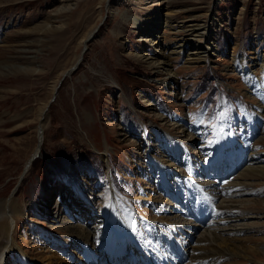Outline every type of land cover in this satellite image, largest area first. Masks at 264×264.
<instances>
[{
  "label": "rangeland",
  "instance_id": "1",
  "mask_svg": "<svg viewBox=\"0 0 264 264\" xmlns=\"http://www.w3.org/2000/svg\"><path fill=\"white\" fill-rule=\"evenodd\" d=\"M165 14L169 17L165 18L167 22L161 29L159 42L151 45L141 38L134 19L144 21L152 16L164 17ZM205 21L211 23L210 26L216 23L211 39L212 46H216L215 52L207 55L205 60L188 62L189 50L197 47L194 46L196 41L183 44L181 47H187L180 54L174 52L171 46L180 45L186 39L189 41L198 32L185 29L186 25L197 24L195 26L199 27ZM44 22H50L56 28L42 32L39 27ZM92 30L93 33L88 36ZM201 42L208 45L204 37ZM168 49L173 52L166 55ZM141 53L158 60L167 59L171 71L163 69L161 64L154 65L142 59ZM262 53L264 0H0V200L20 199L26 209L24 216H20L15 224L11 222L15 240L21 245L20 247L16 243V246L29 255L25 261L29 264L32 259L44 263L72 264L58 251L62 248L70 251L72 244H75L74 239L84 240L88 244V240L92 239V245H100L96 247L97 251L106 253V249L102 248L104 243L103 247H106V234L102 236L99 232L96 238L94 234L89 236L87 232L97 231L94 229L95 221L102 233L113 226L97 219L107 209L108 215L111 212L115 217L113 227L116 229L119 226V232L124 233L120 224L126 228V223L120 214L118 216L114 205L109 203L111 198L116 206L120 205L119 209H122V200V207L126 204L132 206V203L145 216L153 217L150 222L144 221L147 232L151 231L152 237L149 238H153L151 241L145 240L150 245L148 247L159 241L158 249L161 250L160 241H171L178 235L171 242L176 247L173 252L175 259H168V264H173L175 260H180L178 264H264V174L239 176L240 171L237 170L241 168L235 170L236 172L223 179L225 183L230 181L229 188L232 191L223 187L218 192L215 191L217 188H210V194H205L208 212L194 220L195 217L183 215L178 208L180 204L175 206L168 199L169 195H164V182H168L164 178L170 179V176H166L163 170L155 168L151 163L163 156L170 160H173V155L180 158H175L173 161H176V165L174 162L173 164L175 170L180 171L183 176L186 189L172 185L169 190L175 202L179 201L177 196H180L183 202L190 203L197 191H200L190 177L192 159H195L192 153L199 157L196 154L198 151H195L197 144L191 153L189 147L179 152L167 142L164 147L172 149L171 156H168L166 152L161 153L163 148L158 151L160 144L157 141L154 144L155 140L151 139L150 132L154 125L162 133H168L166 129L172 130L175 125L178 126L165 120L159 107L174 115L188 111L187 118L190 119L189 114L195 112L197 107L194 105L199 102L197 114L189 121L200 126L206 120L208 126L212 127L214 124L212 132L218 133L212 113L213 104H210V98L218 94L216 91L212 93L216 90V83L225 90L228 88V94L240 97L242 101L246 100L248 103H243L247 110L245 117L253 119L252 113L248 114V110L252 109L249 101H259L255 95L259 90L264 93V73L251 61L258 59ZM74 62L77 66L75 70H70L75 66ZM240 65L251 67L253 73L257 70L260 72L256 78L259 79V86L256 85L253 95L246 93L247 86L243 85L236 74ZM210 69L221 75L212 73L208 76ZM171 74L174 76L169 78ZM238 100L234 98L235 102ZM207 107L208 112L204 115ZM259 107L263 109V105L257 106ZM233 112L245 113L242 105L238 104L234 106ZM258 114L261 118L258 123L261 122V125L264 112ZM41 122L44 123V128L39 142ZM248 123L252 125L251 121ZM234 127L235 139L229 137L235 142V146L232 145L230 149L229 144L221 147V154L216 157L221 162L225 159L222 154L231 153L236 148L233 157L237 162L228 166L234 165L237 168L240 157L244 154V151L241 153L238 150H242L244 145L252 143L257 146L256 150L264 149V127L261 129L262 135L251 139L248 138L247 131H244L245 123L240 122ZM182 128L185 126L178 130L174 128L175 132H169L170 137L181 134L182 138L186 136L183 140L191 141L195 138L187 136ZM123 129L133 130V133L127 136ZM159 138L160 136L157 137ZM176 139L179 140V137ZM144 142L149 144H142ZM206 142H210L212 149L217 148L210 139ZM206 142L199 141V144L205 145ZM219 143H223L222 138ZM37 146L39 149L34 154ZM180 153H185L192 162L182 158ZM212 157L210 155L207 161ZM29 159L32 161L31 166L25 170ZM108 159H112L111 164ZM3 168L7 171L4 172ZM206 168L205 164L201 165L202 170ZM92 169L98 170V173L101 171L102 177L93 176L96 172H91ZM83 170L90 171L79 174V181L84 189L83 197L89 199L88 193L91 194L88 213L83 215L89 221H94L83 225L87 226L85 228L81 223H69L68 218L64 217L68 214V206L73 204L67 199L69 196H75L79 203L82 202L81 196L70 185L76 181L74 175ZM220 171L223 169L219 168L217 173ZM66 172L70 175L65 174ZM85 175L90 178V182ZM193 179L206 181L212 178L195 175ZM112 180L118 191L110 195L109 185ZM237 182L244 185H238ZM55 189L61 190L63 197L59 193L55 194ZM174 191L177 195L175 198ZM144 200H148L145 204L148 207L153 204L160 209L155 211L151 207H145ZM103 203L105 206L101 205ZM181 205L179 207L182 209L184 205ZM91 208H94L95 214H91ZM186 217L192 221L190 225L184 220ZM151 224L163 225L162 227L167 224L166 230L173 229L170 232L173 236H166L165 230L161 235L157 234L152 231L156 227ZM176 227L181 230L176 231ZM71 228H77L87 236L81 238L75 233L73 236ZM218 231H226L224 236L233 234L241 237L228 242L236 245L229 250L236 253L235 256L217 258L210 255L207 260H200L191 251L186 254L187 260L184 261L183 257L179 259L177 241L185 245V240L192 248L204 244L214 247L216 243L213 240L210 239L209 243L199 239L212 238L213 232ZM147 232L144 233L145 236ZM53 233L59 239H65L66 243H62L61 239L55 240L57 237H50ZM44 237L51 241L48 246L44 243ZM110 240L115 239L112 236ZM72 250L69 256L74 255V248ZM18 256V253L12 251L3 258V262L15 264ZM160 257L156 254L154 259L159 260ZM21 258L19 256L18 261ZM82 259V262H89L86 258Z\"/></svg>",
  "mask_w": 264,
  "mask_h": 264
},
{
  "label": "bare ground",
  "instance_id": "2",
  "mask_svg": "<svg viewBox=\"0 0 264 264\" xmlns=\"http://www.w3.org/2000/svg\"><path fill=\"white\" fill-rule=\"evenodd\" d=\"M167 17H169L168 16V14H165L164 15V17H161V16H152L151 18H148V19H146V20H144V21H142L141 19H138V18H136V19H134L135 20V24L139 27V32H140V35H141V38L142 39H144V40H146V41H148L151 45L152 44H155L157 41L159 42V37H161V36H159L160 35V33H161V29L163 28V26H164V23L165 22H167V19H165V18H167ZM209 23V22H208ZM207 23V21H205L203 24H201V25H199V27H197L198 25L197 24H191V25H186L187 27L185 28V29H189L190 31H192V30H194V32H197V33H195V34H193V36L192 37H190V40L189 41H187V39L185 40V41H183V43L182 44H180V45H173V46H171V47H173V50H174V52H176V53H181V51H182V49H184V48H186L187 46H185L184 48L183 47H181L183 44H186L187 42L189 43V42H192V43H194L195 41H196V43H194V46H197V47H193V50H189L190 52L188 53V58H187V60H188V62H193V61H198V60H200V59H202V60H205V57H207V55H210V54H212L213 52H215V47H213L212 46V42H211V39L213 38V30H214V27H215V22L214 23H212V25L210 26V24H208ZM194 25V26H193ZM195 25H197V26H195ZM191 26H193V27H191ZM54 28H56V27H53V25L52 24H50V22H44L42 25H41V27H39V30L40 31H42V32H45V31H48V30H50V29H54ZM34 30V28H32V31ZM93 33V30L88 34V36L90 35V34H92ZM199 36V38H197ZM205 38V40L207 39V41H208V45H204L202 42H201V38ZM187 43V44H188ZM207 43V42H206ZM214 44V43H213ZM171 47H169V48H171ZM173 50L172 49H168V51H167V54L166 55H169L170 53H172L173 52ZM186 50V49H185ZM162 52V51H161ZM164 52H166L165 50H164ZM150 53V52H149ZM163 53V52H162ZM164 54V53H163ZM258 55V54H257ZM140 57L142 58V59H146V60H148L150 63H152V64H154V65H159V64H161V66L163 67V69H168L169 71H171L170 70V68H169V65H168V62H167V59H162V60H158V59H155V58H153V57H150L148 54H146V53H141V55H140ZM242 57V56H241ZM207 59V58H206ZM240 62V61H239ZM252 62V64L254 65V66H258V69H260L261 70V72L262 73H264V53H262L260 56H259V58L258 59H256V60H252L251 61ZM75 63L76 62H74V64H73V66L75 65ZM77 65H75L74 67H72L70 70H73L75 67H76ZM241 66V65H240ZM238 72H240L242 75H244V79H245V81L248 83L249 81H250V78H252V76L251 75H253V71H252V69H251V67L250 68H246V67H244V66H241V67H239L238 68ZM170 77L169 78H171V77H173L174 75L173 74H171V75H169ZM263 76V75H262ZM263 82H264V78H263ZM251 86V85H250ZM255 90V89H254ZM257 91V90H256ZM255 93V92H254ZM259 94H263V93H261L260 91H259ZM259 108H261V107H259ZM43 128H44V123L43 122H41L40 123V125H39V134H38V139H39V142H41V139H42V134H43ZM130 132H133V130H130ZM219 143V142H218ZM219 144H221V143H219ZM39 145H40V143H39ZM37 149H39L38 148V146H37V148H36V150H35V152H34V154L37 152ZM163 149H164V151H162L161 153H167V155L169 156H171V152H172V149H168L167 147H163ZM167 151H170V152H167ZM180 152V151H179ZM264 152V151H263ZM33 154V155H34ZM183 154H185V153H183ZM182 154V158H187V160L188 161H191L190 160V158H189V156H187V155H183ZM259 154V153H258ZM260 155H261V158L259 159V160H257V161H254L255 160V156H254V154L251 152V153H249L248 155H246L245 157H244V165H242V162H243V156H244V154H243V156H241L240 157V162H239V164L237 165V168H236V166L234 167V165L232 166V167H230V166H228V164H227V167L229 168L230 167V169H232V170H237V169H240L241 168V170H240V175L239 176H243V175H247V174H252V175H256V176H258L259 174H264V153H260ZM150 156V155H149ZM33 157V156H32ZM167 157H165V156H163V158H161V159H158L157 161H152L153 163H151V165L152 166H154L155 168H159V170H163L164 172H165V174H166V176H172L176 181H178L179 182V184H178V186L179 187H182L183 189L185 188L186 189V186L185 185H183V176L181 175V173H180V171H177V169L175 170V166H174V164H173V160H175V158H177V159H180L178 156L176 157V156H172V159L173 160H170V158H167ZM181 158V159H182ZM152 159V158H151ZM221 160V159H220ZM172 161V162H171ZM192 161H193V163H191L192 165H191V167H190V171H191V174H190V177H191V179H192V181H193V183H195V185L198 187V188H200V191L198 190L197 192V194H195V197H194V199H193V201L192 202H183L182 201V199H180L179 197L180 196H177L176 194H175V191H174V194H173V196H174V198H175V196H177L178 197V200L180 201L181 200V204H183L184 206H183V208L181 209V207H179L178 206V208H179V210H182V212H183V210H184V213H185V215H188V217H195V218H193L194 220H197L198 219V217H200L204 212H208V209H209V207H208V202H207V200H206V197H205V194H208L209 192H211V191H209V190H211L210 188H212V187H214V189H216L217 187H218V185H213L212 187H210L209 185H207V182L206 181H204L203 180V182H201V181H197V180H195V179H193V177L195 176V175H197V176H199V171L200 172H202L203 170L201 169V165H200V168H199V163L195 160V159H192ZM191 161V162H192ZM211 160H209V162H210ZM31 160L29 159L27 162H26V165H25V170H27V169H29L30 168V166H31ZM208 162V161H207ZM237 162V161H236ZM175 163V165H176V161L174 162ZM9 167V166H8ZM239 167V168H238ZM236 168V169H235ZM4 172H6L7 171V169L6 168H3L2 169ZM110 171H111V168H110ZM179 175H180V178H179ZM23 176V175H22ZM248 176V175H247ZM160 180H162V178H160ZM113 181V180H112ZM97 184H98V182H97ZM236 184V183H235ZM237 184L239 185V184H243L244 185V183H239V182H237ZM194 185V186H195ZM115 186V185H114ZM242 187V186H241ZM223 188V187H222ZM64 189H66V187L64 188ZM168 189H172V187L171 188H168ZM175 189V188H174ZM236 189V188H235ZM64 191V190H63ZM215 191H220V188H217ZM214 191V192H215ZM221 191H222V189H221ZM179 192V191H178ZM64 193H65V191H64ZM210 194V193H209ZM212 195V194H211ZM69 201H71L72 203H74V202H80L79 201V199L77 198V197H75V196H72V198H70V196L67 198ZM178 201V202H179ZM106 203V202H105ZM105 203H103V204H101V205H104L105 206ZM119 203V202H118ZM89 204L87 203V206H80L81 208H84V211H86V210H88V208H89ZM182 206V205H181ZM117 207L118 208H120V205L119 204H117ZM24 207L22 206V204H21V202H20V199H11V198H9V199H3V200H0V264H4V262H3V258L6 256V255H9L10 254V252H12V251H14V252H16V253H18L19 254V256L20 257H22L21 259L22 260H19L18 262L20 263L21 262V264H29L28 263V261H25L27 258H29L27 255H26V252H24L23 250H22V248H20L21 247V245L19 244V242H17L16 240H15V237H14V228H12V225H13V223L15 224V222H16V220L20 217V216H24V214H25V211H26V209H25V211H24ZM107 209H105V211H104V213L102 214V212H101V214H99V216H103L102 218H98L97 217V219H98V221L100 220L101 221V219L102 220H104V221H102V223H105V224H107L106 222H109L110 224H111V226H112V224H113V226H115V217H114V215H112V213L110 212L109 213V215H108V213H107V211H106ZM99 211V210H98ZM103 211V210H102ZM96 212H95V210H94V208L92 209L91 208V214H95ZM196 213H197V215H196ZM184 215V214H183ZM204 215V214H203ZM185 217V216H184ZM188 217H186L184 220H186V222H188L187 224L188 225H190V223L192 222V221H190L189 220V218ZM92 217H90V219H91ZM130 220V219H129ZM131 221V220H130ZM11 222H13V223H11ZM198 222V221H197ZM133 224V223H132ZM167 225V224H166ZM166 225H164V227H162L163 225H153V224H151V226L152 227H156V229L158 230V231H160L161 233H164L165 231H167V232H165V235L166 236H171L172 235V233H170L171 232V230H173V229H171V230H166ZM111 227L112 229H115V227ZM168 226V225H167ZM192 226H194V224L192 225ZM62 227V226H61ZM171 227V226H170ZM173 227V226H172ZM63 228V227H62ZM126 228H127V230H126ZM125 228V231L126 232H128L129 231V233L130 232H132L133 233V226H130V225H128L127 227ZM71 229H73V230H70V232L73 234V236H75L74 235V233L75 234H77L79 237H81V238H83L85 235L87 236V234L90 236V235H95V237L97 238L98 237V232L96 231H94L93 230V232H91L90 231V233H88L87 232V234L85 233V235L82 233V231L81 230H79V229H77V228H71ZM160 229V230H159ZM177 229V230H176ZM176 231H179V230H181V228H178V227H176ZM163 230H165V231H163ZM239 230H242V229H239ZM246 231H248L249 229H245ZM86 231V230H85ZM244 231V230H243ZM148 232H149V230H148ZM169 232V233H168ZM224 232H226V231H218V232H213V234H212V238H209V237H206V238H201V239H199V241H202L203 242V240H206V241H208L209 242V240L211 239V240H213L216 244H215V246L213 247V246H211L210 244H208V245H202V246H198V247H190L189 245V242H185V240L183 241V243L185 244V245H183V244H180V242L179 241H177L176 242V244H177V246H178V250L177 251H179L180 252V255H179V259H182V255H181V252H183V255L185 256V254H188V253H190L191 251H194V256L196 257V258H199L200 260H207V258L210 256V255H212V257H217V258H219V257H222V256H225V255H232V256H235L236 255V253H234V252H230L229 250H231L233 247H235L234 246V243L232 242V243H228L230 240H234V239H236V240H238L239 238H241V237H235V236H233V234L232 235H229V236H224ZM227 233V232H226ZM230 233H232V232H230ZM229 232H228V234H230ZM69 235V234H68ZM154 235V234H153ZM85 236V237H86ZM173 236V235H172ZM187 236V235H186ZM185 236V237H186ZM149 238V237H148ZM187 238V237H186ZM61 239V242L62 243H66V240L64 239H62V238H60ZM59 239V237H57V238H55V240H60ZM115 239V238H114ZM150 239V238H149ZM184 239V238H183ZM158 240V239H157ZM170 240V239H169ZM180 240V239H179ZM187 240V239H186ZM192 240V239H191ZM213 242V243H214ZM16 243H18L19 245H20V247H17L16 246ZM113 243V244H112ZM161 243V242H160ZM210 243V242H209ZM103 245H105V243L103 244ZM103 245H102V248H105L106 249V253H108L109 255H110V257H111V259H110V264H124V263H126V264H128V261L126 260V258L124 257V256H122L119 252H117V250H116V241L115 240H109L108 238H107V241H106V247L104 246L103 247ZM75 246V244H72V247L71 248H73ZM100 245L99 244H97V243H94L93 244V249L95 250V251H97V249H96V247H99ZM162 247H161V249L164 247V245H161ZM185 246V247H184ZM58 249V248H57ZM195 249H196V251H195ZM60 250V249H59ZM62 250H65V249H62ZM103 250V249H102ZM256 250V248L255 249H252V251H255ZM158 251H160V252H162V250H160V249H158ZM102 251H100V253H101ZM174 252V251H173ZM185 253V254H184ZM160 254L161 253H158L157 255L160 257ZM156 256V255H155ZM31 259V258H30ZM157 259V258H156ZM156 259H152L151 260V264H168V259L169 258H166L165 257V255L164 254H162V256L159 258V260H156ZM188 259V256L186 255L185 256V259H184V261L185 260H187ZM214 259V258H213ZM46 260V259H45ZM84 260H85V258H84ZM174 260V259H173ZM84 262H86V261H84ZM142 262H143V260H142ZM38 263H40V264H52L51 262L50 263H44V262H39V260H36V259H32V263L31 264H38ZM231 263V262H230ZM92 264H96V261L95 262H92ZM174 264V263H173ZM232 264V263H231Z\"/></svg>",
  "mask_w": 264,
  "mask_h": 264
}]
</instances>
